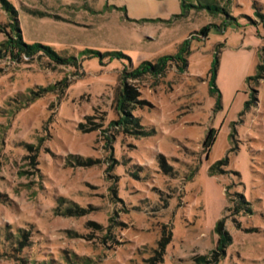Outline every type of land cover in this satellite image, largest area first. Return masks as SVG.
<instances>
[{"label":"rangeland","instance_id":"obj_1","mask_svg":"<svg viewBox=\"0 0 264 264\" xmlns=\"http://www.w3.org/2000/svg\"><path fill=\"white\" fill-rule=\"evenodd\" d=\"M5 1L0 264H264V0Z\"/></svg>","mask_w":264,"mask_h":264},{"label":"trees","instance_id":"obj_2","mask_svg":"<svg viewBox=\"0 0 264 264\" xmlns=\"http://www.w3.org/2000/svg\"><path fill=\"white\" fill-rule=\"evenodd\" d=\"M1 1L3 2L4 6L6 8L11 10V6H9L5 0H1ZM181 3H182L183 7L191 5V3H185L183 0ZM191 6H194V5H191ZM199 7H201V8L205 7L208 10H222L218 6L209 5V4H207V5L199 4ZM14 29L16 30V32H15L16 41H14L16 44L12 46L11 41L6 40L5 43L3 44L4 47H6V46L16 47L17 50H19V51L24 50L27 53L34 52L37 48L41 47V48L45 49L46 51L51 52L47 48L46 45H42L39 43H34V44L23 43L20 35L18 34V32H19L18 27L15 26ZM185 51H186V44H185V42H183L180 50L177 52L176 55H173V56L172 55H166L163 57H159L154 64L143 61L130 74L133 78H136V77L140 76L143 72H145V73L162 72L163 68L165 67V65H167L168 61H170L171 58H173V57L178 58V57H180V53L185 52ZM52 55H54V53H52ZM57 58L60 59L59 57H57ZM217 63H218L217 56H215L214 60H213V65L210 68V74H211L212 80L215 77V67H217ZM135 93H136L135 90L133 88H131V86H128L125 82L122 83V89L118 93L117 99H116V105H117L116 109L118 111H120L121 113H123L124 116L120 117V120L117 121V124L124 126L127 124L130 125L131 123H133V120L130 117V114L127 110V107H129L130 101L134 98ZM214 139H215V131L213 129H210L206 138L204 139V146L207 147L208 150L210 149ZM221 225H222V220H219L217 225H216V230L220 234L222 233L220 231ZM223 234H224V236H222L220 239H218L217 245H216V248L219 249L221 251V253L223 252V247H224L223 243L225 240L228 239V235L226 234V232H224ZM162 252H159L157 254V258H156L157 260L155 263H159L162 261V255H161ZM193 261L195 262V264H210V261H208V259H206L205 255H197V256L195 255V256H193Z\"/></svg>","mask_w":264,"mask_h":264}]
</instances>
